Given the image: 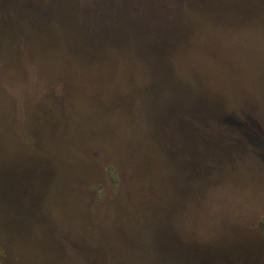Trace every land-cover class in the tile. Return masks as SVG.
Instances as JSON below:
<instances>
[{
    "label": "rangeland",
    "instance_id": "374dc122",
    "mask_svg": "<svg viewBox=\"0 0 264 264\" xmlns=\"http://www.w3.org/2000/svg\"><path fill=\"white\" fill-rule=\"evenodd\" d=\"M126 1L0 0V264H264V27Z\"/></svg>",
    "mask_w": 264,
    "mask_h": 264
},
{
    "label": "trees",
    "instance_id": "16d2710c",
    "mask_svg": "<svg viewBox=\"0 0 264 264\" xmlns=\"http://www.w3.org/2000/svg\"><path fill=\"white\" fill-rule=\"evenodd\" d=\"M148 1L149 3L146 4ZM151 1L153 2V6L151 8V10H153L152 13H154L155 16L158 14L157 17H159L156 19L159 31H161L160 29L162 28L169 29L171 25L176 23V13L178 15L182 13H189L190 15L195 16L199 23L210 27L221 25V28L226 29L232 25L228 23L225 24L221 21H216L217 17L213 13L215 8L226 4L227 2L225 1L228 0H127L126 2L127 5L134 2L132 4L131 11L141 12L142 2L147 5L149 10ZM253 1L254 0H243L240 9L249 12L253 7ZM118 2L122 4L123 0H118ZM257 6L260 7L256 3L255 7ZM116 8H118L117 5ZM253 18L254 16L251 15H241V18H238L237 22H235L233 25H237L239 28L249 27L253 23Z\"/></svg>",
    "mask_w": 264,
    "mask_h": 264
},
{
    "label": "water",
    "instance_id": "95a60500",
    "mask_svg": "<svg viewBox=\"0 0 264 264\" xmlns=\"http://www.w3.org/2000/svg\"><path fill=\"white\" fill-rule=\"evenodd\" d=\"M243 0H228L224 5H220L218 8H215L213 13L217 17L216 21H221L225 24H234L237 22L238 18H241V15H251L254 16L252 26L253 27H264V0H254L252 9L247 12L241 10L240 6ZM247 2V1H246ZM260 7H255V4ZM217 6V5H215ZM236 17L237 20H236Z\"/></svg>",
    "mask_w": 264,
    "mask_h": 264
}]
</instances>
